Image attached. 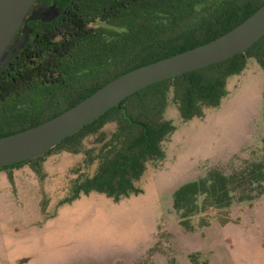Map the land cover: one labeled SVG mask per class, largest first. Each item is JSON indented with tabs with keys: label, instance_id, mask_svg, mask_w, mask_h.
I'll return each instance as SVG.
<instances>
[{
	"label": "trees",
	"instance_id": "16d2710c",
	"mask_svg": "<svg viewBox=\"0 0 264 264\" xmlns=\"http://www.w3.org/2000/svg\"><path fill=\"white\" fill-rule=\"evenodd\" d=\"M263 1L74 0L81 5L79 15L43 22L42 30L49 32L38 49L24 47L23 57L8 59L0 67V104L12 100L0 114V135L61 111L122 71L220 34ZM119 16L128 23L106 33L79 22V18L110 21ZM248 59L264 71V35L243 52L129 94L41 154L0 169L28 163L37 170L43 155L66 150L80 153L86 165H95L91 173L79 172L70 179L67 193L58 203L90 190L113 200L136 194L141 191L136 181L146 161L163 155L161 142L174 130V124L163 116L167 99L182 119L200 117L205 107L220 103L227 78L239 73ZM92 78L97 80L92 82ZM66 88L76 91L69 95L72 92L64 91ZM260 94L264 102L263 89ZM261 111L264 118V103ZM87 138L91 140L85 143ZM263 183L264 133L257 155L241 159L229 172L212 167L179 183L171 192V207L187 230L193 228L188 217L209 208L217 209L223 224L231 218V200L263 193ZM205 221L202 217L198 225Z\"/></svg>",
	"mask_w": 264,
	"mask_h": 264
},
{
	"label": "rangeland",
	"instance_id": "374dc122",
	"mask_svg": "<svg viewBox=\"0 0 264 264\" xmlns=\"http://www.w3.org/2000/svg\"><path fill=\"white\" fill-rule=\"evenodd\" d=\"M124 23L128 20L119 16L91 26L106 33ZM225 88L217 106L187 120L167 99L163 116L174 130L161 142L163 155L146 161L136 194L113 200L90 190L58 203L70 179L91 173L95 165L66 150L43 155L37 170L28 163L0 169V264H264V192L232 199L231 218L223 224L217 209L191 214V230L171 207L179 183L212 167L229 172L258 153L263 69L248 59ZM10 103L0 104L1 115ZM202 217L206 221L198 225Z\"/></svg>",
	"mask_w": 264,
	"mask_h": 264
},
{
	"label": "water",
	"instance_id": "95a60500",
	"mask_svg": "<svg viewBox=\"0 0 264 264\" xmlns=\"http://www.w3.org/2000/svg\"><path fill=\"white\" fill-rule=\"evenodd\" d=\"M35 0H0V67L18 48L14 33ZM264 35V1L238 23L191 47L122 71L61 111L22 129L0 135V168L33 158L75 132L129 94L243 52Z\"/></svg>",
	"mask_w": 264,
	"mask_h": 264
},
{
	"label": "flooded vegetation",
	"instance_id": "af4514ba",
	"mask_svg": "<svg viewBox=\"0 0 264 264\" xmlns=\"http://www.w3.org/2000/svg\"><path fill=\"white\" fill-rule=\"evenodd\" d=\"M80 6L81 5L74 2V0H35L10 41V43H13L15 38L21 40L18 48L9 56L8 59L23 57L24 47L28 48L29 51L38 49V45L40 46L42 37L49 32V30L47 32L42 30V23L52 21L57 17L69 20L68 18L71 15H79L77 9ZM101 19L98 17H92L91 19L85 21L84 19L79 18V22L81 24L91 26L93 22ZM71 89L76 91L75 88ZM73 91L72 94H74Z\"/></svg>",
	"mask_w": 264,
	"mask_h": 264
}]
</instances>
